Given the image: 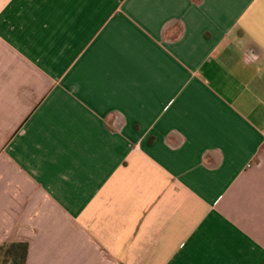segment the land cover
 <instances>
[{"label":"crops","instance_id":"crops-1","mask_svg":"<svg viewBox=\"0 0 264 264\" xmlns=\"http://www.w3.org/2000/svg\"><path fill=\"white\" fill-rule=\"evenodd\" d=\"M0 92L25 264H264V0H0Z\"/></svg>","mask_w":264,"mask_h":264},{"label":"trees","instance_id":"trees-1","mask_svg":"<svg viewBox=\"0 0 264 264\" xmlns=\"http://www.w3.org/2000/svg\"><path fill=\"white\" fill-rule=\"evenodd\" d=\"M26 242H5L0 245V264H25Z\"/></svg>","mask_w":264,"mask_h":264},{"label":"rangeland","instance_id":"rangeland-1","mask_svg":"<svg viewBox=\"0 0 264 264\" xmlns=\"http://www.w3.org/2000/svg\"><path fill=\"white\" fill-rule=\"evenodd\" d=\"M16 82V77L15 76H10V84L11 83H15ZM0 94H1V92H0ZM0 115H2V101H1V99H0Z\"/></svg>","mask_w":264,"mask_h":264}]
</instances>
